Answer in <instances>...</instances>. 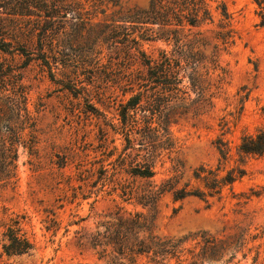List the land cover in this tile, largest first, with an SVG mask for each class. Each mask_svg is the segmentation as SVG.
Here are the masks:
<instances>
[{
	"label": "rangeland",
	"instance_id": "obj_1",
	"mask_svg": "<svg viewBox=\"0 0 264 264\" xmlns=\"http://www.w3.org/2000/svg\"><path fill=\"white\" fill-rule=\"evenodd\" d=\"M124 1L140 8L150 3ZM209 2L213 21L193 27V37L206 55L221 31H231L233 43L219 46V66L208 80H185L184 100L162 114L147 110L145 98L127 110L144 67L113 53L106 31L49 38L50 57L51 48L61 52L52 78L47 64L19 53L37 57L40 31H15L17 22H4L0 36L16 50L0 51L9 74L8 91L0 93V131L11 135L18 154L0 144V264H264V155L243 164L238 155L241 137L264 126V26L254 0ZM143 48L157 57L172 47L153 40ZM98 50L100 66L83 62ZM168 89L160 96L169 99ZM208 97L211 106L200 100ZM219 147L228 148L227 160ZM146 165L154 177L133 173ZM240 165L244 176L219 194L174 198L183 187L205 190L195 177L202 167L222 178ZM135 212L155 218L156 234L186 238L180 254L158 262L152 252L128 255L111 243L109 222ZM9 227L20 228L33 249L7 254ZM206 240L217 246L207 248Z\"/></svg>",
	"mask_w": 264,
	"mask_h": 264
},
{
	"label": "trees",
	"instance_id": "obj_2",
	"mask_svg": "<svg viewBox=\"0 0 264 264\" xmlns=\"http://www.w3.org/2000/svg\"><path fill=\"white\" fill-rule=\"evenodd\" d=\"M254 2L257 5L259 25L264 26V0ZM222 16L224 20L230 18L225 7ZM5 21L17 22L18 27L15 31H40L37 57H32L25 49H20L19 53L28 57L27 62L40 60L47 64L52 78H54L52 68L58 63L56 54L61 52L52 51L51 48L54 55L50 57L44 48L49 38L55 40V36H59L62 31H106L108 39L103 40L108 43V48L112 49L113 53L124 55L127 62H138L144 67V71L138 75V80L142 82L139 83L138 91L127 101V110L136 108L145 98L147 110L152 114L170 111L178 102L184 100L185 97L182 98L179 93H186L180 86L185 80L194 83L208 80L211 70L215 72L219 66V46L226 49L233 43L231 31H221L216 34L218 43L214 46V52L212 55H206L200 41L193 37L191 32L193 27L213 21L209 0H150L145 8L128 6L124 0H0V31H7L2 28ZM226 26L228 23L224 22L222 27ZM153 40H163L172 48L160 50L157 57L152 56L143 48V42ZM15 50L12 42L0 36L1 52L13 53ZM102 51L90 53V60L83 62L100 66ZM8 77L9 74L0 62V93L8 91L6 88ZM70 82L72 80L68 83ZM149 82L153 83V87ZM157 85H165V89L169 87L168 94H172L166 97L169 99L160 96L165 89L156 90ZM16 94L10 97L13 102L19 103ZM200 100L206 102V105H212L209 97ZM16 133L18 138L19 133L15 131ZM8 137L0 131V144L5 150L10 151L16 142L12 139L9 143ZM8 143L11 146L9 148ZM219 150L222 158L227 160L228 148L219 147ZM17 154V150L14 149L16 157ZM238 155L240 164L249 156L264 155V126L255 133L244 134L241 137ZM133 173L144 178H152L155 175L151 165L137 167ZM244 174L245 169L241 165L230 169L222 178L213 170L202 167L196 172L195 177L203 183L205 190L183 187L173 191V195L175 199H181L190 195L205 198L219 194L224 185L232 184ZM109 223L111 243L119 245L128 255L152 252L154 260L164 262L178 256L182 251L181 245L186 241V238L177 240L175 237L156 234L155 218L142 212L129 213V216L118 217L117 222ZM5 236L7 241L3 244V249L7 254H24L33 249V243L18 227H9ZM205 242L207 248L210 244L215 248L218 243L209 240Z\"/></svg>",
	"mask_w": 264,
	"mask_h": 264
}]
</instances>
